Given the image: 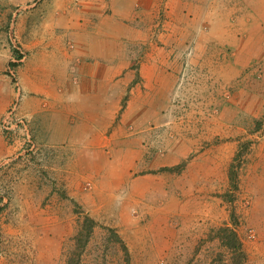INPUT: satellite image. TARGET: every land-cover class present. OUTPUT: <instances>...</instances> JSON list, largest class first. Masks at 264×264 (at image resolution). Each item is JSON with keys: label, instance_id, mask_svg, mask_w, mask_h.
Segmentation results:
<instances>
[{"label": "crops", "instance_id": "0c3cea01", "mask_svg": "<svg viewBox=\"0 0 264 264\" xmlns=\"http://www.w3.org/2000/svg\"><path fill=\"white\" fill-rule=\"evenodd\" d=\"M19 8L25 12L17 15ZM0 9L14 13L12 30L28 54L11 71L20 85L18 115L29 120L41 151L46 148L48 155L69 158L64 171L98 177V172L113 170L110 187H118L121 178L184 163L202 144L201 137L182 132L174 123L176 138L158 147L167 151L165 156L154 155L157 145L151 149L149 143L154 129L165 126L169 97L190 49L200 68V59H220L221 54L224 61L233 59L227 65L237 71L242 88V101L235 102L241 104L243 116H263L264 0H1ZM158 24L159 41L153 45ZM144 47L137 72L133 60ZM0 57L4 71L18 60L1 50ZM5 76L0 71V117L14 97ZM222 81L232 83L230 78ZM230 119H208L205 134L220 139L241 134L230 129ZM212 145L185 166L186 173L197 172L199 159L209 152L215 163L228 167L235 151L221 152L224 145ZM237 146L233 142L229 150ZM15 150L0 131V163ZM256 154L264 179V135Z\"/></svg>", "mask_w": 264, "mask_h": 264}, {"label": "rangeland", "instance_id": "374dc122", "mask_svg": "<svg viewBox=\"0 0 264 264\" xmlns=\"http://www.w3.org/2000/svg\"><path fill=\"white\" fill-rule=\"evenodd\" d=\"M24 12L19 8L15 14ZM13 17L0 9V50L14 57L18 50L25 58L27 51L12 30ZM160 17L166 19L164 12ZM38 18L41 23L44 14ZM159 26L153 45H158ZM144 50L133 60L137 72ZM194 55L190 49L182 60L183 75L169 97L168 119L164 128L154 129L149 143L157 145L154 155L165 156L167 151L158 147L165 139L176 138L174 123L182 132L201 137L199 148L177 166L121 178L118 187H110L113 170L98 172V177L64 171L69 158L48 155L46 148L41 151L29 120L22 118L35 148L28 151L25 131H19L14 142L6 140L17 150L6 165L7 159L0 163V264H67L68 260L71 264H264V179L255 162L264 135V113L258 119L243 116L241 104L235 102L242 101L240 77L227 65L233 59L224 61L222 54L220 59H200L204 65L200 68ZM19 60L5 71L0 67L14 92L9 109L0 117L4 136L3 116L14 104L19 113L21 105L20 85L11 72ZM240 69L242 65L237 66ZM222 78L232 83H223ZM214 116L234 119L230 129L241 134L208 137L203 124ZM233 142L238 146L229 150ZM212 144L224 145L221 152L235 151L228 167L215 163L209 152L199 159L197 172L186 173L185 166ZM87 219L93 221L89 238ZM224 228L238 234L242 244L238 261L222 242Z\"/></svg>", "mask_w": 264, "mask_h": 264}, {"label": "built area", "instance_id": "2783aa9c", "mask_svg": "<svg viewBox=\"0 0 264 264\" xmlns=\"http://www.w3.org/2000/svg\"><path fill=\"white\" fill-rule=\"evenodd\" d=\"M21 56H23L21 54ZM22 57L18 62H21ZM17 110V104H14L13 107L3 116L2 122H1V128L5 133V138L9 142L16 140V134L20 131H25L26 135L24 139L26 140L28 151L35 148V144L33 143L32 137L29 134V131L27 127L25 126V123L21 117H19L18 113H16ZM30 148V150H29ZM32 152V151H30Z\"/></svg>", "mask_w": 264, "mask_h": 264}, {"label": "trees", "instance_id": "16d2710c", "mask_svg": "<svg viewBox=\"0 0 264 264\" xmlns=\"http://www.w3.org/2000/svg\"><path fill=\"white\" fill-rule=\"evenodd\" d=\"M14 53H15V56L17 57L18 60L22 58V56L20 55L18 50H15ZM12 66H15V64H13ZM92 222H93L92 220L87 219V223L88 224L86 226L87 227L86 229L88 230V232H87V237L88 238L92 234V230H93V223ZM221 239H222L223 244L229 250H231L232 253L235 255L234 257H236V258L234 259V261H236L237 259H240L239 253L242 250V244L240 242V239H239L238 234L236 233V231H234L232 229H229V228L222 229L221 230ZM77 252H78V248H77ZM75 253L76 252H74L73 254H75ZM79 254H80V252H79ZM67 264H71V263H69V260H68Z\"/></svg>", "mask_w": 264, "mask_h": 264}]
</instances>
